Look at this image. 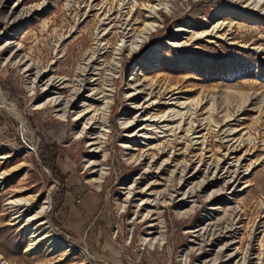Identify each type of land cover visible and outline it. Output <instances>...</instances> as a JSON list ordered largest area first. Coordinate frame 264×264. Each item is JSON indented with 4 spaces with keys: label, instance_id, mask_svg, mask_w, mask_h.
Listing matches in <instances>:
<instances>
[{
    "label": "rangeland",
    "instance_id": "374dc122",
    "mask_svg": "<svg viewBox=\"0 0 264 264\" xmlns=\"http://www.w3.org/2000/svg\"><path fill=\"white\" fill-rule=\"evenodd\" d=\"M3 225L0 264H264V0H0Z\"/></svg>",
    "mask_w": 264,
    "mask_h": 264
},
{
    "label": "trees",
    "instance_id": "16d2710c",
    "mask_svg": "<svg viewBox=\"0 0 264 264\" xmlns=\"http://www.w3.org/2000/svg\"><path fill=\"white\" fill-rule=\"evenodd\" d=\"M39 159L40 163L44 165L46 168H48L51 172V176L59 180V182H63L64 175L59 171L56 163H55V157H56V149L53 145H44L42 146V149L40 151ZM8 226H1L0 231L3 232V234L6 232V229ZM24 237L19 235L16 238H13L12 236L5 234L2 242L5 250L9 252L14 257H20L23 259H26L21 256L20 250L24 246Z\"/></svg>",
    "mask_w": 264,
    "mask_h": 264
},
{
    "label": "bare ground",
    "instance_id": "6f19581e",
    "mask_svg": "<svg viewBox=\"0 0 264 264\" xmlns=\"http://www.w3.org/2000/svg\"><path fill=\"white\" fill-rule=\"evenodd\" d=\"M228 11L232 15H236L237 12H238V11H236L234 9H229ZM89 70H90L89 68L88 69H84V71H83V77H82V79L80 81L81 83L79 84V88L73 93V96L70 97L67 100V103L68 104L72 103V105H75V100H74L75 99V96L77 97L79 95V97H80L82 95V93L85 91L86 86L89 85V79L86 77L87 74H89ZM38 74H40V73H38ZM47 85H48V88L49 89H52V88H56L57 87L56 84H54V82H48ZM108 108L110 110L111 106H108ZM49 207H50V201L48 200V201H46L45 206H43L39 210V212H37L36 214H34L29 220H31L32 223H34L36 220H38L40 218H43L44 221H42L41 223L42 224L46 223V224L49 225V227H51V225L49 223V220H48V217H47V210L49 209ZM230 231H233V230L231 228H229V229H227L225 231V233L230 232ZM43 238H46V236H43V237L39 238L36 241H32V243L30 244V246L27 249H29V248H35L38 245L39 241H41V239H43Z\"/></svg>",
    "mask_w": 264,
    "mask_h": 264
}]
</instances>
